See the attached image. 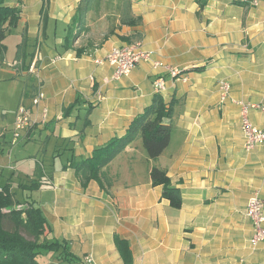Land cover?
I'll return each mask as SVG.
<instances>
[{"label":"crops","instance_id":"1","mask_svg":"<svg viewBox=\"0 0 264 264\" xmlns=\"http://www.w3.org/2000/svg\"><path fill=\"white\" fill-rule=\"evenodd\" d=\"M79 2L6 0L19 19L0 46L3 59L5 38L13 31L21 37L12 64L23 83L20 103L31 107L38 90L45 94L47 120L30 108L34 125L21 134L26 142L41 140L42 159L21 174L2 169L13 163L0 160V184L30 196L51 227L47 238L66 243L70 256H49V264H81L87 254L97 264H123L115 235L128 243L133 264H264L263 246L249 242L245 215L254 192L264 203V145L244 150L238 105H257L248 115L264 129V1L253 7L208 0L200 8L197 0H130L124 8L122 0H95L84 19L87 30L65 50ZM133 42L187 81L171 79L150 61L113 79V68L97 61ZM38 49L40 60L28 73ZM157 76L165 80L160 94L152 88ZM220 81L231 87L223 103ZM156 95L173 101L172 130L164 152L148 159L180 190L181 207H171L162 187L142 178L131 156L139 138L101 171L99 184L82 187L72 161L123 137ZM19 175L26 179L16 184ZM37 179L39 189L22 188Z\"/></svg>","mask_w":264,"mask_h":264},{"label":"trees","instance_id":"2","mask_svg":"<svg viewBox=\"0 0 264 264\" xmlns=\"http://www.w3.org/2000/svg\"><path fill=\"white\" fill-rule=\"evenodd\" d=\"M94 1L80 0L65 38L63 45L65 50L70 49L87 30L84 19ZM207 1L197 0L200 8H203ZM122 3L123 7L127 8L130 0H122ZM18 19L19 10L6 5V0H0V46H3L1 41L5 35L16 27ZM135 22L137 19L129 23ZM81 52L78 50L79 55ZM173 106L172 100L167 103L161 95L154 96L150 105L134 117L123 137L113 138L105 146L95 149L89 159L80 162L73 160L71 165L80 180V185L85 188L91 180L99 184L101 171L137 138L141 140L149 159L158 158L170 142ZM149 177L152 186L162 187V196L169 201L171 207L175 209L181 207L180 190L171 185L165 171L154 167L150 170ZM42 185L37 179L30 181L28 186L22 185V188L33 191ZM5 221L11 223L12 230L4 227ZM20 230L26 232L31 239L24 237ZM50 233L48 221L42 211L34 206L30 196L18 199L17 195L11 192L9 185L0 184V264H49L51 258L63 261L70 256L69 248L65 242L48 239ZM113 241L123 264H133L128 243L117 235L113 237Z\"/></svg>","mask_w":264,"mask_h":264},{"label":"built area","instance_id":"3","mask_svg":"<svg viewBox=\"0 0 264 264\" xmlns=\"http://www.w3.org/2000/svg\"><path fill=\"white\" fill-rule=\"evenodd\" d=\"M250 6L256 7L264 0H244ZM40 60L39 49L35 51L32 63L27 70L28 73H33L37 63ZM150 61L154 69L162 68L168 76L173 80L182 82L187 81L185 73L178 68L164 65L162 62L151 60L150 54L143 49L141 42H133L130 44H124L120 47L113 48L106 56L98 60L97 63H107L113 68V79H119L121 77L128 76L131 71L136 67L139 62ZM153 91L156 94H160L165 90V80L161 76H157L152 83ZM230 84L226 81H220L218 83V93L220 101L223 103L229 98ZM45 98L44 92L38 90L31 99V107H27L25 104L20 103L18 106L12 128L13 143L17 141L21 134L34 125L31 117V109L39 110L42 123L48 118V110L42 106V102ZM102 100V97L99 96ZM240 107V130L243 136V148L246 152L253 150L255 147L264 145V129L257 128L249 118V110L258 108L255 104L238 103ZM12 143V144H13ZM246 217L249 219L252 225V233L250 236L251 246L262 245L264 248V203L260 198L258 192H254L248 199L245 211ZM81 264H97L91 254L85 255Z\"/></svg>","mask_w":264,"mask_h":264},{"label":"rangeland","instance_id":"4","mask_svg":"<svg viewBox=\"0 0 264 264\" xmlns=\"http://www.w3.org/2000/svg\"><path fill=\"white\" fill-rule=\"evenodd\" d=\"M20 42V35L16 33V31H13L4 40L6 52L3 59L0 58V160L8 158L13 163L6 167H1L2 169L6 168L10 171L18 168V174L22 172L25 173L26 168L35 166V163H37L39 159H42L44 147L39 138L34 137L36 142H26L22 138L23 135L13 143L10 131V124L13 121L14 113L20 105V95L23 88L22 80L15 76L16 71L12 67L16 45ZM77 47H82L81 43H79ZM136 144L139 146L138 150H134L131 156L136 157L135 166L138 170H141L142 178H149L148 171L154 164L148 159L147 153L142 147L141 140L138 141L137 139ZM19 177V179H16V184L26 179L22 175H19ZM16 193L18 194V199H22L20 195L24 194V192L21 190L20 193H18V191H16ZM34 194L35 192L33 195ZM35 196L36 195L33 197ZM4 227L7 230H12V225L8 221L4 222ZM20 233L27 239H31L23 230H20Z\"/></svg>","mask_w":264,"mask_h":264}]
</instances>
